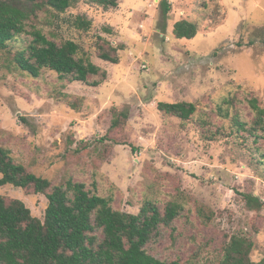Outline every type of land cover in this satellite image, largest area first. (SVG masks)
Wrapping results in <instances>:
<instances>
[{
    "label": "rangeland",
    "instance_id": "374dc122",
    "mask_svg": "<svg viewBox=\"0 0 264 264\" xmlns=\"http://www.w3.org/2000/svg\"><path fill=\"white\" fill-rule=\"evenodd\" d=\"M161 1L119 0L105 8L78 0L62 14H44L39 26L50 37L76 41L80 54L107 72L98 86L50 69L33 77L0 50V146L53 184L96 183L123 211L137 214L147 200L162 211L180 203V215L146 245L156 258L222 264L237 236L254 242L249 256L260 261L264 163L222 108L236 96L242 117L252 120L246 96L264 106V0H169L168 17ZM78 15L91 20L89 30L76 28ZM180 19L198 24L194 38L174 36ZM104 50L118 62L101 58ZM160 101L193 102L197 110L181 119L161 111ZM123 111L128 119L112 128ZM0 195L22 200L44 219L45 194L6 184ZM246 195L263 204L251 206Z\"/></svg>",
    "mask_w": 264,
    "mask_h": 264
},
{
    "label": "trees",
    "instance_id": "16d2710c",
    "mask_svg": "<svg viewBox=\"0 0 264 264\" xmlns=\"http://www.w3.org/2000/svg\"><path fill=\"white\" fill-rule=\"evenodd\" d=\"M76 1L0 0V50L12 54L16 67L33 77L50 69L64 80L100 85L107 72L81 55L76 41H61L53 32L50 37L39 26L44 14H62ZM86 1L105 8L119 4V0ZM161 6L164 17H168L169 0H162ZM74 24L83 30L92 27L91 20L83 15H78ZM198 30V24L187 19H180L173 26L176 38H194ZM250 43H255V39ZM100 57L114 63L119 60L107 50ZM99 74L101 79L89 81L90 75ZM237 100L236 96L225 100V117L230 119L235 134L252 140L264 163V106L258 97L246 96L254 113L252 120H246ZM158 108L181 119H189L197 110L195 103L187 101H160ZM128 117L127 112H121L113 120L112 128L123 125ZM0 173V185L11 184L48 198L44 219H40L22 200H8L0 195V264H190L156 258L146 248L160 225H171L180 215L182 206L178 202L169 203L162 211L155 201L147 200L137 214L123 211L114 207L112 195L96 191V183L94 189L73 179L62 185L53 184L30 171L5 146H0ZM246 200L251 206L263 204L254 195H246ZM253 246L254 242L247 237L232 236L222 264H264V257L257 262L250 259Z\"/></svg>",
    "mask_w": 264,
    "mask_h": 264
}]
</instances>
